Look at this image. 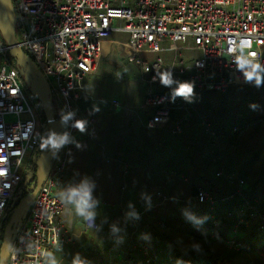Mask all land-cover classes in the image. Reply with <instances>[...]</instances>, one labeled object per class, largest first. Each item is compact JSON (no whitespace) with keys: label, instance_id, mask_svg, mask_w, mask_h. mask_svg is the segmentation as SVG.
<instances>
[{"label":"built area","instance_id":"obj_1","mask_svg":"<svg viewBox=\"0 0 264 264\" xmlns=\"http://www.w3.org/2000/svg\"><path fill=\"white\" fill-rule=\"evenodd\" d=\"M12 3L18 45L46 77L55 120L63 122L59 138L65 139L52 151L45 176L15 227L6 264H46L54 252L74 243L79 236L65 226L64 204L56 192L64 178L72 135L79 129L76 122L93 128L92 118L78 106L85 95L78 93L75 86L77 80L96 71L105 39L115 30L127 32L131 57L142 74H149L150 89L143 106L151 108V112L144 120L139 117L142 126H169L171 134H180L195 112L205 131L212 134L206 117L193 104L181 101L173 85L190 82L199 91L226 92L233 84H254L244 79L236 58L242 54L240 40L246 39L251 47L243 54L255 53V59L264 66V0H12ZM118 20L123 22L115 24ZM164 42L168 44L162 45ZM189 49H198L200 57L186 67L182 52ZM140 51H171L173 57L170 63L159 57L150 64L136 57ZM163 73L170 74L172 83L165 92H160L151 87L161 82ZM105 101L113 108L126 107L117 99ZM173 110L183 113L172 118ZM7 116L10 118L6 119ZM65 116L67 119H63ZM44 122L41 107L27 92L9 55V46L0 37V225L14 208L15 195L31 158L39 151ZM216 175L224 176L237 193L244 188L243 175L234 171L225 173L222 169ZM192 198L195 205L206 204L201 216L216 237L219 225L214 212L216 200L200 187ZM193 211L187 216H192ZM240 211L242 215L232 229L234 234L225 239L229 248L239 247L234 236L239 224H248L246 212L249 216L257 215L259 228H264V210L256 204L246 202ZM85 226L98 227L92 216L85 218ZM138 245L148 264H159L145 245Z\"/></svg>","mask_w":264,"mask_h":264},{"label":"rangeland","instance_id":"obj_2","mask_svg":"<svg viewBox=\"0 0 264 264\" xmlns=\"http://www.w3.org/2000/svg\"><path fill=\"white\" fill-rule=\"evenodd\" d=\"M122 22L123 20H118L115 21V24H121ZM128 38V33L125 31H113L105 39L102 57H100L101 60L98 62L96 71L76 81V91L80 94L88 95V97L78 102L82 107L81 111L84 115L93 119L94 125L100 130L101 135H90V127L83 126V130H87L88 132L87 139L85 138L82 142H79L77 145L78 150L71 153L69 163L66 169H64L63 179L65 183L60 185L56 192L64 204L65 211L62 217L64 216L66 219L71 214V211H74L76 215L72 229L79 231V229L84 228V216L77 214L75 204L68 202L67 194L70 189H76L77 191L86 190L89 194V207L86 209V212H93L99 218L101 227L98 230L86 229L83 231L81 236L75 239L74 243L66 245L61 251L54 252L48 258L46 264H119L121 259L118 253L121 252L120 249L126 246V240H129L130 236L129 233L134 228L131 217L139 209L145 208L146 204L157 203L160 201L161 196L166 194L179 196L181 200H176L174 207L162 205L160 212L164 214L162 215L164 216L163 218H157L155 215L156 211L150 209L147 210L148 212L145 215L140 217L141 223L144 218L148 217L152 219V224H148L150 227L147 229V232H140V234L143 233V238H150L147 239L150 241L148 245H150L153 240L152 238L157 233L160 234L162 222L167 224L170 232L172 231V237L176 236L177 232L181 236L184 231L189 230H194L203 235H208L209 233L205 224L202 222L197 224L192 216H187L193 209L196 212L197 205L199 204L195 205L193 199L190 201L184 200V197H189L191 186L182 176V170L180 171V166L174 161L172 151L166 143L161 141V137H163L162 131L159 129L148 131L144 128L140 131L137 128V131H140L139 135L141 134L137 139H135L133 134H128V140L122 141L120 148L118 147L115 150L111 146L112 132L116 128L111 124L113 120L109 116L110 109L105 100L117 98L123 104L129 105L130 109L139 112L141 117L144 118H147L151 112V108L143 107L144 98L150 89V83L148 82L149 74H142L140 67L134 58L131 57L132 49L128 45ZM177 43L181 44L182 42L178 41ZM164 44H168V42L162 43V45ZM136 57L150 64L159 57L165 60L166 63H170L173 53L171 51H140ZM182 57L187 61V67L188 63L200 57V51L198 49L185 50L182 52ZM261 76L264 77L262 74ZM142 77L144 78L142 79ZM177 84L173 85L174 89L177 87ZM252 85L256 95L248 103H242L241 99H238L236 95H234V100L230 98L225 99L227 102L231 100L232 110L228 109L229 113L236 114L239 117L244 114L248 115L249 110L257 115L264 112V79H262L259 86ZM232 86L235 87L236 85L233 84L230 87L232 88ZM151 88L165 92L169 88V85L166 86L162 82H155ZM232 90L222 93L193 89V93L188 98L181 97L180 100L187 101L196 106V103H199L202 99L219 97L226 93L230 94ZM36 103L40 106L37 100ZM245 105L246 109L243 108ZM119 110L124 111V109ZM182 113L183 110H176L174 116H180ZM255 117L252 119L257 120L258 117ZM9 118L7 116L6 119ZM189 119L194 120L195 116H191ZM256 120L253 121L256 122ZM131 126L135 128L133 125ZM137 126L140 127L139 124ZM180 136L164 134V137L167 139H179ZM218 146L223 149L222 144L219 143ZM126 148L127 153L131 149V152L134 153L133 156H126ZM82 153H86L87 157L84 158ZM98 153H102V158H105L104 161L108 162L104 165L105 169L111 170V168L116 167L119 171L116 175L110 173L107 176L109 181L104 180L107 189L102 195L91 196L88 190L90 184L88 172L91 170L92 163L90 162ZM61 193H65V196L62 197ZM191 201L192 208L188 210L187 205ZM195 212L193 211V213ZM181 215L183 218H179ZM166 217L171 219V224L174 220H177L175 224H172V229L170 224L166 223ZM204 221L207 222L206 219ZM257 222V215L251 216V226L248 232L257 231ZM218 231L220 230L218 229ZM232 234H234L233 230H230L228 232L229 238L232 237ZM243 234V232H238L237 235L242 236ZM256 234L258 240L257 247H259L264 243V232L259 231ZM134 237L137 239L139 234L134 235ZM189 244L190 242H188V246H190ZM135 252L138 255V250H135ZM116 255L117 261L114 258ZM262 259H264V255ZM156 260L162 264H176L175 262H168L166 256L161 253L157 254Z\"/></svg>","mask_w":264,"mask_h":264},{"label":"trees","instance_id":"obj_3","mask_svg":"<svg viewBox=\"0 0 264 264\" xmlns=\"http://www.w3.org/2000/svg\"><path fill=\"white\" fill-rule=\"evenodd\" d=\"M234 85L236 86L228 88V92L233 89L230 94L207 97L196 103L195 108L206 117L212 134L205 131L195 112L192 113L195 119L190 120L189 117L180 134H171L168 130L169 126L159 129L162 131L163 136L161 141L166 143L172 151L174 161L180 166V171L182 170V176L191 186V193L189 197H184V200L190 201L193 199L192 196L197 187L206 190L216 200L214 212L219 220L217 236L211 235L209 223L204 221L201 216L200 212L206 209V204L199 203L197 211H194L192 217L197 224L202 222L206 225L209 230L208 235L189 230L184 231L181 236L177 232L176 236H173L175 238H173L172 231L170 232L167 224L162 222L160 234L157 233L148 245L150 241L147 239L150 238H143V233L140 234V232H147L150 227L148 224H152V219L144 218L141 223L140 217L150 209L156 211L157 218H163L162 215L164 214L160 212L162 205L174 207V202L178 199L181 200V197L176 195H162L160 201L154 204H146L145 208L139 209L131 217L132 225L134 224L136 231L129 233L130 236L129 240H126V246L122 249L121 255L118 253L122 262L119 264H148L147 257L142 253L138 244L145 245L150 256L155 260L157 254L161 253L166 256L168 262H175L176 264H264V259H262L264 243L257 247L256 233L259 231L264 232V228H259L258 217L257 231L248 232L251 226V216L246 212L245 216L249 220L248 224H239L234 236L235 241L239 244L238 249L229 248L225 244V239L229 237L228 232L234 229L235 223L242 215L240 210L244 203H254L260 210H264V112L257 115L249 110L248 115L244 114L239 117L236 114L229 113L227 110H232L230 101L235 99L234 95L241 99L244 104L256 95L253 85ZM254 85L256 86L255 83ZM227 98L231 100L227 102L225 100ZM243 108L246 109V105ZM112 111L114 110L111 109L110 112ZM175 111L172 112V118L176 117L174 116ZM109 114L111 115V113ZM102 115L104 116L103 113ZM255 116L258 117L257 120L252 119ZM111 117L113 120L112 126L123 119L117 115H111ZM253 120H256V122ZM234 127H236L235 130ZM164 134L181 136L179 139H167ZM219 143L222 144L223 149L219 148ZM125 153L126 156H133L134 154L131 149L127 153V148ZM220 169L225 173L234 171L245 177L246 186H244L241 193L235 192V186L229 184L224 176L216 175V172ZM30 190L31 188L23 190L22 194H27ZM163 196L165 198L162 200ZM16 201L17 199H15ZM187 208L188 210L192 208V201L189 202ZM8 215L9 213L6 214L0 225V243ZM179 218H183L182 215ZM165 221L170 224L171 229L172 224L177 222V220H174L171 224V219L167 217ZM238 232L244 234L238 236ZM136 234H139L137 239L134 237ZM133 242L137 245L133 246ZM188 242H190V246H188ZM135 250H138V255ZM114 258L117 261V255Z\"/></svg>","mask_w":264,"mask_h":264},{"label":"water","instance_id":"obj_4","mask_svg":"<svg viewBox=\"0 0 264 264\" xmlns=\"http://www.w3.org/2000/svg\"><path fill=\"white\" fill-rule=\"evenodd\" d=\"M0 37L9 46V55L14 60L15 66L22 77L29 93L36 98L44 116V131L40 136V143L48 140L49 136L58 139L63 122L55 120V109L49 95V85L43 72L36 62L25 53L18 45L16 36V15L12 0H0ZM54 148L51 144H46L39 148V152L31 158L23 182L16 193L14 208L9 212L2 231L0 243V264H6L8 247L16 225L25 215L32 197L37 192L49 163V159ZM31 184V190L27 194H22L26 185Z\"/></svg>","mask_w":264,"mask_h":264},{"label":"crops","instance_id":"obj_5","mask_svg":"<svg viewBox=\"0 0 264 264\" xmlns=\"http://www.w3.org/2000/svg\"><path fill=\"white\" fill-rule=\"evenodd\" d=\"M103 45H104V43H103ZM102 51H103V47H102ZM101 57H102V55H101ZM85 97H88V95H85L83 98H85ZM113 99H117V98H113ZM117 100L122 105H124L126 107L125 108H113V107L109 106L110 110L111 109L114 110V111L110 112L111 115H117V116H121L123 118L118 124L113 125V127H115L116 130L114 132H112L111 146L115 150L118 147L120 148L122 141L128 140V138H127L128 134H134L135 139H137V137L141 136V134L139 135V133H140L142 128L147 129L148 131L152 130V129L165 128V127L146 128V127L142 126L140 124V120H139V117H141L140 113L134 109H130L129 105L127 106V105L123 104L119 99H117ZM80 109H81V107H80ZM119 109H124V111H120ZM111 115L109 114V116H111ZM141 118L143 120L145 119L144 117H141ZM137 124H139L140 127H138ZM131 125H133L135 128H133ZM137 128L140 129V131H137L138 130ZM90 129H91L90 135H98V136L101 135L100 130L95 127L94 122H93V128H90ZM92 129L94 130V132H92ZM87 133H88L87 130H83V129L81 130L80 128L73 133L72 140H71L72 148L70 147L71 150L69 149V151L67 153V158H66V162H65V169H66L67 164L69 163V158L71 156V153L78 150L77 145L79 144V142H82V140L87 137ZM89 137H91V136H89ZM106 144H108V142H106ZM102 147H104V145H102ZM82 156L84 158H86L87 154L82 153ZM104 159L102 158V153H98L96 156H94V159L90 162V163H92V165H91V170L88 172L89 181H90L88 190H89L91 196L102 195L107 189L106 188L107 186H106V183L104 182V180L109 181V179H107L108 178L107 176L110 175V173L116 175L119 171L118 168H116V167L111 168V170L105 169L106 167H104V165L107 164L108 162L104 161ZM65 179H66V177H65ZM64 183H65V180L63 179V181L60 185H62ZM60 185H59V187H60ZM111 191H112V188H111ZM114 195H116V194H114ZM75 215H76L75 212L71 211V214L68 215V217L66 219L63 216V222H64L65 226H67L69 229L71 228L70 230H72L76 233H79V236H81V233L83 231H85L86 229H92V228H88L85 226V217L83 218L84 228L79 229V231L72 229L74 226V222H75ZM92 217L94 218L95 222L98 225L97 229H92V230H98L101 227V223L98 220L99 218L96 215H93ZM133 229L134 228H132L131 231H133ZM120 251H122V249H120ZM119 254L121 255V252H119Z\"/></svg>","mask_w":264,"mask_h":264},{"label":"clouds","instance_id":"obj_6","mask_svg":"<svg viewBox=\"0 0 264 264\" xmlns=\"http://www.w3.org/2000/svg\"><path fill=\"white\" fill-rule=\"evenodd\" d=\"M250 47L251 45L246 43V39L240 40V51L242 54L236 58V64L238 70L243 72L246 81H254L255 84L259 86L262 79H264V77L261 76V72H264V66L255 59V53L249 52L247 55L243 54L244 50ZM235 50V48H230V51ZM160 79L166 86L172 83L169 73L161 74ZM174 93L177 96L188 98L193 93V85L190 82H180L174 89ZM63 119H67V116L63 117ZM76 126L82 130L83 122L77 121ZM64 139V136H61L59 139L54 138V136H49L48 140L41 144V147H44L45 143L51 144L53 148L59 147V145L64 142ZM88 195L86 190L77 191L76 189H70L67 194V200L75 204L77 214L84 216L86 219L94 215L93 212H86V209L89 207ZM61 196L64 197L65 193H61Z\"/></svg>","mask_w":264,"mask_h":264},{"label":"flooded vegetation","instance_id":"obj_7","mask_svg":"<svg viewBox=\"0 0 264 264\" xmlns=\"http://www.w3.org/2000/svg\"><path fill=\"white\" fill-rule=\"evenodd\" d=\"M25 88H26L27 92L29 93L28 88L26 87V85H25ZM40 146H41V143L39 145V148H40ZM31 187H32V185L28 184L27 186H25L24 190H29Z\"/></svg>","mask_w":264,"mask_h":264}]
</instances>
